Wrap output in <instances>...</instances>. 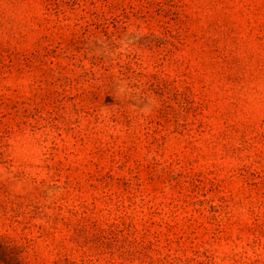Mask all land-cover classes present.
I'll return each instance as SVG.
<instances>
[{"label":"rangeland","instance_id":"obj_1","mask_svg":"<svg viewBox=\"0 0 264 264\" xmlns=\"http://www.w3.org/2000/svg\"><path fill=\"white\" fill-rule=\"evenodd\" d=\"M0 240L264 264V0H0Z\"/></svg>","mask_w":264,"mask_h":264},{"label":"trees","instance_id":"obj_2","mask_svg":"<svg viewBox=\"0 0 264 264\" xmlns=\"http://www.w3.org/2000/svg\"><path fill=\"white\" fill-rule=\"evenodd\" d=\"M0 264H22L16 248L0 240Z\"/></svg>","mask_w":264,"mask_h":264}]
</instances>
